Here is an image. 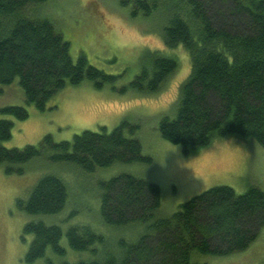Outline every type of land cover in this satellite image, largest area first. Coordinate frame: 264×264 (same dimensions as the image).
Masks as SVG:
<instances>
[{
	"label": "trees",
	"instance_id": "16d2710c",
	"mask_svg": "<svg viewBox=\"0 0 264 264\" xmlns=\"http://www.w3.org/2000/svg\"><path fill=\"white\" fill-rule=\"evenodd\" d=\"M46 1L0 0V84L19 78L27 104L41 110L68 84L88 79L101 89L117 78L84 54L74 60L70 42L41 12ZM119 2L131 5L134 16L158 17L165 45L173 49L182 44L190 55L191 70L179 86L175 115L164 116L158 125L163 138L182 146L184 154L232 135L264 146V0ZM140 61V72L128 85L113 86L116 90L158 93L179 66L175 56L159 50L144 51ZM0 112L19 120L29 117L24 105H6ZM13 124L0 118V142L12 136ZM137 127L123 120L111 131L86 129L72 140L56 141L46 134L39 144L0 143V165L9 174H21L27 162L42 157L85 173L120 162L150 163L152 158L143 154L140 139L133 136ZM100 185L101 218L116 236L86 223L71 225L65 232L69 245L94 256L61 264H208L194 257L243 251L264 226V189L256 184L241 193L227 184L212 186L171 215L160 214V185L142 176L123 172ZM69 193L61 175L48 173L27 199H18L19 208L34 217L24 226V232L33 235L26 264L44 257L48 247L58 255L66 253L62 226L43 216L61 213Z\"/></svg>",
	"mask_w": 264,
	"mask_h": 264
},
{
	"label": "rangeland",
	"instance_id": "374dc122",
	"mask_svg": "<svg viewBox=\"0 0 264 264\" xmlns=\"http://www.w3.org/2000/svg\"><path fill=\"white\" fill-rule=\"evenodd\" d=\"M41 12L55 22L70 42L74 60L84 54L91 64L117 78L101 89L88 79L77 85L68 84L48 100L44 110L27 104L19 78L11 84H0V108L24 105L29 111L24 120L0 112V118L14 123L12 136L0 143L6 147L39 144L46 134L56 141L72 140L83 130L102 131L106 127L111 131L127 120L138 125L133 136L140 139L143 154L150 156L152 162H120L93 173L47 157L27 162L21 174H9L0 165V264H26L24 256L33 235L26 234L24 226L34 217L21 210L17 201L27 199L37 181L48 173L61 175L69 185L66 208L59 214L43 216L46 222L62 226L61 244L66 253L58 255L48 247L45 256L34 264H49L48 260L53 264L63 260L75 263L93 258L92 252L78 251L69 245L65 232L71 225L86 223L108 237L116 236L101 218L100 184L123 172L160 185L161 215H171L181 203L215 185L227 184L240 193L252 184L264 189V146L254 139L236 135L217 138L197 152L184 154L182 146L161 136L159 122L164 116L175 115L179 86L190 73L191 61L182 44L173 49L165 45L158 17L134 16L132 6L122 5L119 0H48ZM146 50L175 56L178 69L158 93L116 90L113 86L128 85L140 72L141 55ZM194 258L208 264H263L264 226L243 251Z\"/></svg>",
	"mask_w": 264,
	"mask_h": 264
},
{
	"label": "clouds",
	"instance_id": "9594fccd",
	"mask_svg": "<svg viewBox=\"0 0 264 264\" xmlns=\"http://www.w3.org/2000/svg\"><path fill=\"white\" fill-rule=\"evenodd\" d=\"M175 150V149H174Z\"/></svg>",
	"mask_w": 264,
	"mask_h": 264
}]
</instances>
